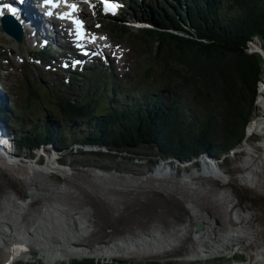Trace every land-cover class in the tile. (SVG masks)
<instances>
[{
  "label": "rangeland",
  "instance_id": "rangeland-1",
  "mask_svg": "<svg viewBox=\"0 0 264 264\" xmlns=\"http://www.w3.org/2000/svg\"><path fill=\"white\" fill-rule=\"evenodd\" d=\"M152 1L138 0L131 7L127 4L125 10L126 18L134 22L136 21L135 16L141 15L147 18V15H150L152 17L153 12L150 9ZM155 2H157L156 5L160 9H162L161 3H163V13L167 11L165 10L168 7L167 5L171 4V0H156ZM183 11L185 14L187 13L186 9ZM176 13L178 14V12ZM220 15H217V17L219 18ZM96 16L99 15L96 14ZM178 16L181 18L180 21L185 22L187 26H184L181 30H175L171 27L169 28L171 32L179 35L185 34L188 37L194 36L189 28V23L191 24L190 17L186 16L183 19L179 14ZM163 18L169 21L166 16H163ZM92 19L93 17L88 18V21L90 22ZM140 20L141 23L147 24L146 21H143L144 19ZM92 23L94 24L95 22L93 21ZM93 29H95L94 26ZM135 29L132 27L131 31L134 32ZM101 33H107L110 39L114 41L115 50H118L116 59H112L109 64L104 63L106 67L102 70L119 78L124 76L134 77L136 74L135 68L139 63H143V57L140 56L139 58L137 53L132 51L133 46L128 39L117 38L116 34L107 26L106 21L102 23ZM0 38L4 40V46L0 45V50H7L9 58L8 63L4 61L3 67H5L0 71V86L6 92V98L11 100L8 114L15 116L14 120L22 122L23 118L17 119L16 114L22 113L25 115L29 113L25 117L27 128L35 124L31 121L33 118L41 122H48L52 118V113L43 102H45L47 94L50 93L58 96H72L70 100L74 105L67 111L74 114L75 107L78 105L76 99L80 97L81 100L82 93L76 97V90L67 89L60 84L64 77L68 75L70 78L72 76L69 70L60 69L58 71L56 69V72H52V70L45 72L42 66H34L32 64V66H28L29 69H27L25 81L20 60L23 58L24 63L30 64L28 51L33 47L32 41H24L20 44V47H17L14 41L5 37L3 32H0ZM129 45L132 50L129 49ZM247 52L256 53L260 57V80L263 85V91L259 101L257 100L254 104V113L250 119L249 130L247 131L246 128L242 141L225 151V153L215 156L210 151L201 152L199 153L200 156L197 157L199 161L195 163L194 157L183 159L184 155L180 151H173L174 153L165 155L155 145L153 147L142 145L136 148H126L120 154L103 143L86 145L84 142H75L68 135L64 139L66 144H63L62 147H57L52 142H48L43 144L42 147L35 146L33 151L21 150L20 154L22 156L25 153L28 154L27 158L40 156L39 160H42V162L47 159L48 161H55L54 168L47 166L50 167L47 170L34 164V160H24L27 161L26 163L32 162L38 170L42 171L31 172L29 173L31 174L30 177L25 175L27 176L26 178L25 176L23 177V171H18L13 174L18 177L16 178L7 174L0 165V197L2 198L0 199V204L4 205L0 207L1 220L6 218L13 224H18L20 223V218H24L21 219L23 221L27 219L32 214V211L26 208L25 202H30L31 204L29 205L35 206V209L39 210L38 207L50 201L64 214L75 210L82 217L84 216L83 224L74 225L70 220L65 219L64 227L60 228L54 221L42 215V230H38L37 234L30 230L24 231L29 236L26 237L25 244L27 242L32 250H29L30 253L25 256V251L19 253L12 264H72L73 260L82 262L89 259H92L95 264L113 263L115 261L129 264L146 262L187 264L176 261V258L181 257L179 255H183L184 251H188L183 249V247L187 246L190 238H192L193 226L192 224H187L188 220L192 223L191 216L188 215L191 210L187 208V204L190 206V203L193 206H190L192 212H195L200 218L199 225L204 222L206 231L212 227L214 228L211 230H214L219 222L221 224L227 222L225 213L227 209L238 208L244 219L240 218L241 221L237 226L250 232H256L258 234L257 240L264 242V180L257 182L260 189L258 190L256 189L255 178L250 183L243 182L240 179L243 175V168H237L243 158L248 155V152L242 146L254 149L260 141L264 142L258 128L253 130L251 127L253 120L264 109V50L259 37H254L252 41L248 42ZM173 64H176L175 61ZM99 66H102L100 62ZM178 67L187 73L186 65ZM25 82L33 92L46 85L50 86L51 91L42 98L39 95H32L30 90L25 87ZM261 83L258 85L259 91ZM0 97H2L1 94ZM28 98L31 99L32 107L25 109L24 106L29 101L27 100ZM64 106L67 107L66 105ZM130 111L132 112V110ZM113 112L115 111L113 110ZM117 113H119L118 110ZM1 114L6 117L7 112L4 108L1 109L0 106ZM112 114L117 117L114 113ZM119 114L121 115V113ZM131 118L132 116L128 113L124 117L125 120L122 119L121 121L128 120L131 122ZM118 120L120 121V119ZM15 128L18 129L19 127ZM99 135L104 136V133L101 132ZM161 138H165V136ZM112 140L114 141V138ZM260 150L258 153H260ZM13 151L16 153L17 148H14ZM210 154L215 156V158H212ZM205 156L209 160H214L218 163L221 170L219 172L220 183L212 174L213 171L206 168ZM16 157L19 158L18 155ZM179 160L184 163L182 165L175 164ZM262 164L264 165V162ZM22 167L26 168V166ZM246 168L250 169V166L247 165ZM100 169L105 171L101 172ZM49 170L50 172H48ZM261 175L263 176V173ZM19 184L33 188L34 191H31V194L35 196L24 194V190ZM36 196L42 198L39 199ZM185 200L190 203H186ZM228 201L232 204L226 207L225 205ZM178 226L181 229L178 236L176 239H169L167 244L170 245L166 249L162 250L167 244L163 247H158L162 250L159 252L151 251L150 249H146L143 252L137 251L130 254L128 259L122 256L94 259L90 258L94 256H89L83 258L74 257L70 262H67L66 260H60V256L57 254V258L51 260L52 256L42 252L41 246L37 245V242L44 244V241L50 238L51 241L54 240L59 244H71L76 247L90 249L94 245L109 242L120 235L129 237L128 232L143 234L156 229L157 233H162L163 231L167 233ZM211 230L208 233H212ZM234 250H236V255L229 260L224 257H218V254L207 260V262L202 260L190 261L188 264H223L225 261H242L244 264H260V262H264V257L254 255L253 253L255 252L252 250L233 249L231 252ZM6 254L5 249L0 247V263L7 257ZM98 257L96 256V258ZM5 261L8 262V260Z\"/></svg>",
  "mask_w": 264,
  "mask_h": 264
},
{
  "label": "trees",
  "instance_id": "trees-1",
  "mask_svg": "<svg viewBox=\"0 0 264 264\" xmlns=\"http://www.w3.org/2000/svg\"><path fill=\"white\" fill-rule=\"evenodd\" d=\"M156 4L150 3L152 17L135 16L150 28L132 32L124 13L121 19L106 17L111 31L128 39L133 51L143 57L135 68L134 82H127L130 87L95 74L85 82L66 84L76 90V97L82 93L74 114L67 111L74 105L72 96L52 95L50 88L35 93L41 98L50 93L43 103L52 118L47 124L32 120L35 124L26 130L22 128L26 123H19L22 127L13 135L20 150L48 142L62 147L70 135L75 142L103 143L120 154L126 148L155 145L165 155L180 151L183 159H189L204 151L225 153L242 141L263 91L260 57L248 53L247 44L259 37L264 50V0H186L181 5L171 0L173 7H166L165 13L163 3L162 9ZM175 11L183 19L190 17L194 36L171 32V27L187 26ZM180 65L187 66V73ZM128 113L131 122L121 121ZM72 262L95 264L92 259Z\"/></svg>",
  "mask_w": 264,
  "mask_h": 264
},
{
  "label": "bare ground",
  "instance_id": "bare-ground-1",
  "mask_svg": "<svg viewBox=\"0 0 264 264\" xmlns=\"http://www.w3.org/2000/svg\"><path fill=\"white\" fill-rule=\"evenodd\" d=\"M166 1H169V0H166ZM173 1L174 0H172V2ZM175 1L176 3L181 5L186 0H175ZM170 7H173L172 4H168V8ZM39 17L42 20L45 19V17L42 14H39ZM19 22L21 25L25 26L27 23V20L25 19V17H20ZM10 23L11 24L9 23L4 24V29L9 32H13V30L17 31L16 28L20 27V25L13 18H11ZM126 23L127 25H130L128 21ZM132 23H141V21L136 19V21L134 22L132 21ZM34 25L37 26L38 24L34 23L33 26ZM39 26L41 25L39 24ZM130 27L132 28L134 26H130ZM147 27L150 28L148 23H147ZM45 30L47 32H50L52 31V28L49 26H46ZM16 46L19 47L20 44H16ZM251 127L253 130L255 128H258V130L262 134V139H264V109H262L260 112V115L259 116L257 115L255 120H253V122L251 123ZM6 130H8L6 125L0 126V165L7 172V174H9L12 177L18 178L17 176L13 174H16V172L18 171H23L24 172L23 177L25 175H29L30 177L31 174L29 173L42 171V170H38L34 164L38 166H42V168L47 169V170L50 169V167H47V166H51V167L54 166V163H56L55 161H48V159L46 158L47 160H45V162H42V160H39L40 156L39 157L37 156V158H33V157L28 158L29 160L27 158L25 159L27 161L34 160L33 162L34 164L32 162L26 163L27 161H21L20 158H17L16 155L12 153L13 150L11 151L8 150V148L12 149L13 148L12 144L15 145L16 143L14 139H11L8 136H6V132H7ZM242 147L244 148L245 151L248 152V155H246V157L243 158L242 162H240L241 164L237 166L238 169L243 168V175L240 177V179L243 182L250 183L251 180L255 178L256 189L260 190L257 185V182H261L264 180V165L262 164L264 162V142L260 141L257 147L254 149L247 148L245 146H242ZM260 148L262 149L260 150ZM259 150H260V153H258ZM1 153L7 156H3ZM257 154H259V156H257ZM198 156H200L199 153L196 156H194L195 163L199 161L197 159ZM205 160H208V157L205 156ZM180 163L181 162L179 160V162H176L175 164H180ZM209 163L211 166H209V164L206 163V167L211 169V171H213L212 174L214 175L215 179L219 181L220 183L221 177L219 175V172L221 170H220L218 163H216L214 160L212 161L209 160ZM247 165L250 166V169L246 168ZM22 166L24 167L26 166V168H23ZM100 170L101 172L105 171L102 169ZM48 172H50V170ZM261 173H263V176L261 175ZM221 175H222V172H221ZM26 177L27 176H25V178ZM20 186L24 190V194L35 196L31 194V191H34L33 188L31 187L29 188L27 185H20ZM36 197L39 198V196H36ZM41 198L42 197H40L39 199ZM0 199L2 198L0 197ZM222 201L224 202V200ZM25 203H26V208L28 210H31L32 214L24 221L21 220L24 218H20V223L13 224L11 221L7 220L6 218H4L3 220L0 219V247L4 248L5 252L7 251V249L9 250L8 253L6 252L7 257L5 258V260H8V262L10 263H13L17 255L21 253L22 251H25L24 256L30 253L29 250L30 251L32 250L31 246L28 245L27 242L25 244L26 237H29V236L28 234L24 233V231L30 230L31 232L37 234L38 230H42L41 229L42 227L41 216L42 215L47 217L49 220L54 221V223L60 228L64 227V224H65L64 221L66 220H70L74 225H80V224H83L84 222L83 220L84 216L82 217L81 214H79L75 210H71L70 212L68 211L66 214H64L62 211L58 209V207H56L50 201H48V203L43 204L41 207L37 206L39 210H36L35 206L29 205L31 204L30 202L28 203L25 202ZM186 203H190V202L186 201ZM3 204L5 203L3 202ZM231 204L232 203L228 201L225 206L227 207ZM3 206L4 205L0 204V207H3ZM190 206L193 207L191 203H190ZM190 206H188L187 204V208L191 210V213H189L188 215L191 216L192 223L190 220H188L187 224H192L193 226L192 227V238L193 239L190 238V242L188 241L189 243L187 244V246L183 247V249H187L188 251H184L183 255H179L181 257L176 258V261H181L187 264L190 261L195 262V261L202 260V261L207 262V260H209L210 258L218 254H219L218 257H224L229 260V259H232L234 255H236L235 254L236 250L231 252L233 249L252 250L255 252L253 253L254 255H259L261 257H264V242L257 240L258 234L254 231L250 232V231H247L237 226V224L241 221L240 218H242L243 216L238 208L234 207L232 209L230 208L227 209L225 212L227 222L222 223V224L219 222L217 224V227L214 230H211L214 228L212 227L211 229L208 228L206 231L204 222L201 223L200 229H195V225L200 223V218H198L199 216H197L195 212H192V208H190ZM0 211H1V208H0ZM0 216H1V212H0ZM18 217H21V216H18ZM180 230L181 229H179V226H178L172 230L173 232L171 231L167 233L165 231H163L162 233H157L156 229H152L151 231L144 232L143 234L142 233L133 234V233L128 232L127 234L130 235L129 237L120 235L119 237H116L109 242H102L101 244L94 245V247L90 249L76 247L71 244H59L54 240L51 241L50 238L46 239L44 241V244L37 242V245L41 246L42 252H45L46 254H49L50 256H52L51 260L57 258L56 257L57 254L60 256V260H63V261L66 260L67 262H70V260L74 257L83 258V257H89V256H94L90 258H96V256L97 257L99 256L98 259H101V257L103 258L113 257L114 258L117 256L118 257L122 256L123 258L128 259L130 257V254L136 253L137 251L143 252L146 249H150L151 251L155 250L159 252V251H162L163 249H166V247L170 245V244H167L169 239H173V238L176 239ZM210 230L212 231V233H208L210 232ZM164 245L165 247L162 248V250L158 248V247H163ZM223 264H244V263H242V261H231V262L225 261ZM260 264H264V262H260Z\"/></svg>",
  "mask_w": 264,
  "mask_h": 264
},
{
  "label": "water",
  "instance_id": "water-1",
  "mask_svg": "<svg viewBox=\"0 0 264 264\" xmlns=\"http://www.w3.org/2000/svg\"><path fill=\"white\" fill-rule=\"evenodd\" d=\"M7 19H8L7 17H4L3 18V21L5 22ZM5 32L8 33V34H10V35H12L16 39L17 42H21L22 41V34H21V32L15 31V30H13V32H9V31L5 30ZM200 228H201V225H199V224L195 225V229H200Z\"/></svg>",
  "mask_w": 264,
  "mask_h": 264
}]
</instances>
